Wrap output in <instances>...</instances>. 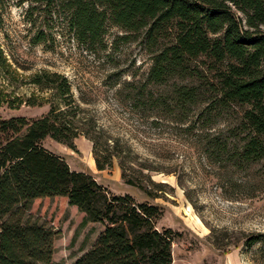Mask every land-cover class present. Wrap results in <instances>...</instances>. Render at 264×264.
Returning <instances> with one entry per match:
<instances>
[{"label":"rangeland","instance_id":"obj_1","mask_svg":"<svg viewBox=\"0 0 264 264\" xmlns=\"http://www.w3.org/2000/svg\"><path fill=\"white\" fill-rule=\"evenodd\" d=\"M64 0H0V118L42 116L47 91L29 82L42 70L67 77L73 96L83 99L100 140L121 150L126 173L140 182L130 186L121 178L118 158L98 171L92 142L74 139L76 151L46 137L42 144L60 154L71 169L93 173L111 193L130 194L135 201L157 205L158 230L171 229L172 264H264V248L246 239L264 233V159L242 164L238 159L249 133L243 112L247 105L220 104L215 91L195 78L148 85L154 95L168 99L173 84L199 87L201 95L185 110H142L134 104L133 86L146 81L151 50L142 35L117 39L123 32L106 24L99 42H79L69 24ZM206 57L191 62L215 82L221 67ZM130 85H129V84ZM91 168H94L92 171ZM58 231L50 264H74L103 229L100 223L81 224L83 213L65 197L35 199L28 210Z\"/></svg>","mask_w":264,"mask_h":264},{"label":"trees","instance_id":"obj_2","mask_svg":"<svg viewBox=\"0 0 264 264\" xmlns=\"http://www.w3.org/2000/svg\"><path fill=\"white\" fill-rule=\"evenodd\" d=\"M64 1L79 42H99L106 24L118 27L123 34L117 39L123 41L142 35L152 55L146 81L132 87L136 107L185 110L198 101V86L174 83L168 99L147 86L174 78L200 80L220 104L247 105L243 119L249 133L237 153L239 162L264 159V0ZM200 57L220 64L215 82L191 66ZM0 62H6L1 50ZM29 82L48 95L42 101L29 97L25 104L48 105V110L34 119L0 118V264H50L58 231L28 211L35 199L45 197H65L83 213L82 225H103L74 264H172L173 232L155 227L157 205L111 193L93 173L71 169L63 156L43 146L50 137L76 151L74 139L84 135L92 142L98 171L110 169L117 157L124 183L142 186L126 173L121 150L107 137L100 140L103 130L89 117L83 99L73 96L67 77L42 69ZM256 242L264 248V233L246 239L247 246Z\"/></svg>","mask_w":264,"mask_h":264},{"label":"crops","instance_id":"obj_3","mask_svg":"<svg viewBox=\"0 0 264 264\" xmlns=\"http://www.w3.org/2000/svg\"><path fill=\"white\" fill-rule=\"evenodd\" d=\"M91 170L93 171V170H94V168H91ZM101 171H104V170H101Z\"/></svg>","mask_w":264,"mask_h":264}]
</instances>
